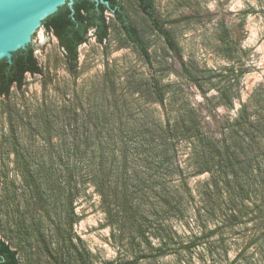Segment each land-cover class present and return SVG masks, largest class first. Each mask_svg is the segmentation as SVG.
Listing matches in <instances>:
<instances>
[{
    "label": "trees",
    "instance_id": "1",
    "mask_svg": "<svg viewBox=\"0 0 264 264\" xmlns=\"http://www.w3.org/2000/svg\"><path fill=\"white\" fill-rule=\"evenodd\" d=\"M107 1L109 6L75 0L74 10L60 7L41 28L58 40L75 75L79 48L90 34L105 43L112 20L145 59L149 78L126 95L106 75L61 108L43 97L31 116L28 108L10 109L14 139L3 152L8 159L14 156L25 193L15 189L0 199V264H22L21 252L36 247L45 249L51 264H90L89 253L72 237L73 202L88 187L107 207L117 237L129 233L132 246L140 251L144 244L141 253L150 247L159 257L171 252V219L205 217L229 227L250 219L264 224V79L244 101L240 65L227 68L234 81L218 74L214 83L216 76L210 75L216 71L184 61H153L123 3ZM137 3L175 59L179 49L155 0ZM170 73L177 81L164 84ZM27 74H44L32 45L13 53L11 62L0 61V97L9 99L13 88L22 89ZM184 87L195 89L200 100L184 96ZM205 174L209 178L190 185ZM150 238L158 239L156 249Z\"/></svg>",
    "mask_w": 264,
    "mask_h": 264
},
{
    "label": "rangeland",
    "instance_id": "2",
    "mask_svg": "<svg viewBox=\"0 0 264 264\" xmlns=\"http://www.w3.org/2000/svg\"><path fill=\"white\" fill-rule=\"evenodd\" d=\"M120 1L148 45L153 61H184L207 71H216L210 75L216 76L214 83L221 79L218 74L228 75V79L234 81L227 68L240 65L245 71L241 78L244 101L263 81L264 0H155L166 29L179 49L175 59L170 57L164 39L139 10L137 0ZM32 46L44 74H27L22 89L13 88L9 99L0 97V199H8L15 189L25 193L21 174L13 163L14 156L10 155L8 159L3 152L4 146L14 139L9 121L13 106L28 108V116H31L43 97L56 101L61 108L77 94H86L92 82L106 75L116 83L119 94L126 95L135 92L138 84L149 78L145 59L112 20L110 36L105 43H97L90 34L88 42L79 48L75 75L69 73L64 54L53 35L43 29ZM177 79L170 73L163 83ZM214 93L215 90L210 92ZM182 94L200 100L193 88L184 87ZM21 138V142L28 143L26 135ZM207 178L208 174L195 177L190 180V185L194 188ZM73 208L77 216L72 226L73 243L87 250L90 264H264V224L251 217L246 223L231 227L228 224L222 226V223L215 225L205 217L204 222L194 218L186 221L171 219L167 242L171 252L159 257L150 247H147L149 252L141 253L144 244L140 251L132 246L129 233L124 239L117 237L108 209L93 187L85 189L74 200ZM11 237L14 242L19 241L15 234ZM150 241L154 249L160 245L158 239L150 238ZM20 243L24 247V243ZM60 243H56L57 248ZM44 250L37 247L24 250L20 254L21 263L51 264Z\"/></svg>",
    "mask_w": 264,
    "mask_h": 264
},
{
    "label": "water",
    "instance_id": "3",
    "mask_svg": "<svg viewBox=\"0 0 264 264\" xmlns=\"http://www.w3.org/2000/svg\"><path fill=\"white\" fill-rule=\"evenodd\" d=\"M109 6L107 0H94ZM75 0H0V61H12L13 53L33 45L42 23L60 7L74 10Z\"/></svg>",
    "mask_w": 264,
    "mask_h": 264
}]
</instances>
